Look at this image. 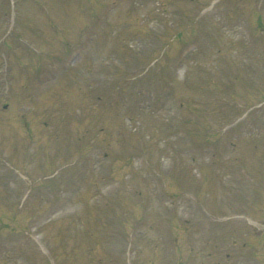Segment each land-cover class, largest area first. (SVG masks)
Segmentation results:
<instances>
[{
	"label": "rangeland",
	"instance_id": "1",
	"mask_svg": "<svg viewBox=\"0 0 264 264\" xmlns=\"http://www.w3.org/2000/svg\"><path fill=\"white\" fill-rule=\"evenodd\" d=\"M48 1L54 11V31L59 32L52 33L47 30L48 21L38 11L36 12L38 21L33 23L38 27L44 26L47 32L33 40L40 41L46 51L52 54V59L55 55L52 61L59 63V69L49 68L46 71L47 76L51 78L49 81L46 74L41 77L38 70L46 65L51 55L40 57L31 54L35 58H30L29 53L25 54L22 51L27 62L21 59V53L16 56L17 62L22 60L27 65L19 68L15 64L16 73L19 74L13 80L14 87H18L24 80L23 73L26 78L38 73L41 84L47 86L41 95L30 94L29 101L24 103L27 111L32 112L35 127L32 128L35 134L37 133V138L28 140L27 143L39 151L37 154L44 153L47 147L48 153L56 154L58 160L53 158L50 161L52 165L45 168L49 170L55 167L57 162L63 163L61 155L68 147L70 154H74L75 157L78 154L88 159L90 155H94L89 149L91 143H86V150L76 149L79 135L83 134L85 141L88 142L90 141L87 139L97 136L89 126L95 125L96 128L105 126L104 131L116 128L118 132L124 128L134 130L137 127L135 131L137 136L131 132L132 138L129 139L132 144L131 153L127 147L129 151L126 160L118 161L112 172L107 170L109 163L100 158L95 160L94 168H86L88 177L85 190L79 196L69 198L66 208L62 209L54 204L52 201L56 199L50 197V192L45 194L46 190L38 189L39 192L36 194L27 196L30 180L27 183L25 180L23 183L20 181L24 189L22 187L19 189V184L14 182L18 177L10 163L5 160L9 158L12 161L17 160V157L13 156L19 150L16 143L24 142L23 131L16 121L20 109L16 106L15 93L12 95L11 92V95L7 96L8 88L0 84V178L8 180L7 186L3 188L2 183L0 189L4 194L0 195V264H37L31 249L25 247V244H20L24 247L23 250L18 247L13 249L9 244V241H18L23 229V233L30 230L34 235L35 232L42 235L45 249L51 252L52 257L48 258L47 263L41 261L39 264H66L67 259H74L75 256L68 255L66 246L61 244L66 239L62 228L69 222L73 227L79 223L76 222L80 219L77 213L83 206L82 202H87L88 193L90 195L93 193L95 175L115 174L123 191L122 183L127 174L142 177L143 161L140 156H136L137 154H143L145 159H148L149 162L146 161L148 172L156 177L167 176V171L180 174L182 170L175 166L178 160H182V164L186 162L191 165L196 171L200 163L198 161L196 165L195 161L199 159L205 161L206 158H212V154H214L212 159L218 162V171L226 176H234L236 168L234 170L233 164L237 166L238 162L239 164L242 162V165H246V161L256 157L259 160L264 155V104L259 105V100L264 98L262 79L264 31L261 30L264 29V0H221L222 3L215 5L210 12L206 8L214 4L215 0H115L116 5H109L112 0ZM9 2L10 5L12 2L17 6L21 4V0ZM32 3L36 4V0ZM106 4L109 5L107 9ZM89 6H93L92 13L99 14L104 20L99 27L94 26L92 30L87 28L80 34L84 40L88 37L90 43H84L81 39L80 47L82 48L84 44L85 52L74 65L64 69L63 60L70 50L66 51L62 42L65 40L77 42V32L87 19L86 10ZM30 14L34 12L29 13V9L24 8L22 22L27 21L26 18ZM25 25L34 31L32 27ZM89 25L92 26L91 23ZM2 27L0 24V31ZM28 29L22 27L21 31L24 33ZM179 31L183 33L185 42L191 41V44L182 53L180 61L173 62V57L179 52L175 42L176 33ZM164 47L166 51L162 65H167V70L158 69L142 78L143 67L153 65L151 67L153 68L157 63L156 56ZM14 51L12 56L15 55ZM170 57L176 67L171 64ZM31 60L34 62H30ZM101 64L111 65L110 77L102 69ZM10 68L11 65L9 70ZM137 78L139 80L134 84V79ZM115 81L122 84L129 82V90L125 91ZM57 85V89L60 90L58 97L53 93L49 95L47 92ZM104 85H107L105 89ZM19 88L20 86L18 90ZM140 90L141 101L136 95ZM117 92L121 97L112 98V93ZM99 95L110 99L113 102L112 106L109 102L103 106ZM180 100L194 111L181 109ZM5 104H8V110H5ZM97 107H100V111L95 113ZM105 109L113 114V117L110 114L107 118L114 121L113 124L106 119L96 121L98 116L107 113L104 112ZM13 111L15 117L11 115ZM43 119L50 122L49 128L44 127L47 125L42 124ZM121 124L123 126H120ZM56 129L60 130L59 137L54 134ZM112 136L115 137V134ZM141 137L147 141H143ZM98 149L103 152L105 148ZM22 150L18 155L23 153ZM164 156L166 157L164 160H169V163L170 158L172 159V169L169 170L171 166L161 161V157ZM18 159L20 160L19 157ZM255 164L257 163L253 162L252 165ZM25 166L26 170L33 174L42 171L33 163ZM104 168L107 171H104ZM250 174L251 170L247 175L251 180H255L256 177ZM145 175L148 176L146 172ZM160 178L162 190L164 188L161 186ZM239 180L245 181L243 177ZM149 189L154 191L156 188L153 184L152 187L149 185ZM232 190L233 186H230L229 191ZM19 191L21 200L10 196ZM184 194L181 196L182 207L184 200L191 197L190 191ZM194 194L197 195L194 199L201 202L202 192L194 189ZM14 198L18 200L15 202ZM22 200L24 209H16L14 205ZM191 200L193 202L192 198ZM182 211L187 212L185 216L188 225L185 227L183 225L180 230L181 239L177 230L165 232V236H169V242H179V245L169 251V255L176 259L181 254L183 257L189 254L193 256L192 245L197 247L200 238L204 239L210 235L202 228L203 216L198 209L190 212L188 205H185ZM90 215L93 214L87 213L81 218H84L86 223L92 222L89 220ZM14 230L17 231L16 234H12ZM147 231L148 229L142 231L137 239L148 240ZM164 239L165 237L162 240ZM202 246H208L206 240ZM199 258L196 257L197 260ZM182 260L185 262L186 259ZM77 261L79 264L83 263L81 257ZM187 262L200 264L198 261Z\"/></svg>",
	"mask_w": 264,
	"mask_h": 264
}]
</instances>
